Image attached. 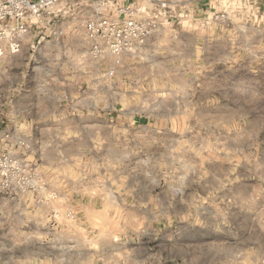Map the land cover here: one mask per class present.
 I'll return each mask as SVG.
<instances>
[{
    "label": "rangeland",
    "instance_id": "rangeland-1",
    "mask_svg": "<svg viewBox=\"0 0 264 264\" xmlns=\"http://www.w3.org/2000/svg\"><path fill=\"white\" fill-rule=\"evenodd\" d=\"M153 90L142 94L150 100L130 104L150 120H165L145 133L174 135L170 150L123 140L127 130L113 126L111 157L105 141H91L88 151L84 125V156L66 155L71 136L52 131L27 143L26 161L0 150L15 163L0 176V264H264L263 120L223 127L215 109L207 110L213 120H183L185 110L169 104L166 88ZM124 102L97 120H127L136 109ZM137 178L145 203L133 196ZM152 179L159 180L154 190Z\"/></svg>",
    "mask_w": 264,
    "mask_h": 264
},
{
    "label": "crops",
    "instance_id": "crops-1",
    "mask_svg": "<svg viewBox=\"0 0 264 264\" xmlns=\"http://www.w3.org/2000/svg\"><path fill=\"white\" fill-rule=\"evenodd\" d=\"M223 1L203 0L201 13L210 18L226 12L224 17L208 20L206 25L202 19L177 25L169 29L167 38L156 34L140 54H123L118 63L112 56L104 61L91 59L87 41L74 29L75 22L32 28L20 51L0 60V150L26 161L27 143L37 133L52 131L71 136L66 155L84 156L86 149L80 148V141H86L90 151L91 141L98 140L105 141L104 151L111 157L113 126L127 130L128 134H121L123 140L170 150L175 147L170 144L174 135L145 133L165 120H150L151 114L143 115L137 109L140 106L130 104L143 100L144 93H153L154 85L164 86L169 104L173 100L185 110L183 120H213L207 110L215 109L214 120L223 127L235 120H263L264 124V0H226L233 10L223 6ZM54 28L63 34L53 35ZM117 101L135 108L133 115L127 120H97V113L116 108ZM191 109L198 110L199 116L186 111ZM232 139L239 140L238 136ZM138 171L146 172L144 168ZM253 175L248 172V181L255 180ZM134 181L135 201L145 203L144 184L138 178ZM151 182L154 190L159 180ZM170 193L174 190L169 186L167 198Z\"/></svg>",
    "mask_w": 264,
    "mask_h": 264
},
{
    "label": "built area",
    "instance_id": "built-area-1",
    "mask_svg": "<svg viewBox=\"0 0 264 264\" xmlns=\"http://www.w3.org/2000/svg\"><path fill=\"white\" fill-rule=\"evenodd\" d=\"M202 1L0 0V60L18 53L35 26L71 21L87 41L91 59L104 61L112 56L118 63L123 54H140L148 41L163 30L200 19L206 25L208 20L227 15L216 12L210 18L205 13L203 16ZM223 6L233 10L232 3ZM52 34L60 36L63 32L54 28ZM112 72L111 69L109 73ZM14 164L10 154L1 152L0 176L7 177Z\"/></svg>",
    "mask_w": 264,
    "mask_h": 264
},
{
    "label": "bare ground",
    "instance_id": "bare-ground-1",
    "mask_svg": "<svg viewBox=\"0 0 264 264\" xmlns=\"http://www.w3.org/2000/svg\"><path fill=\"white\" fill-rule=\"evenodd\" d=\"M72 243H73V241H72ZM94 244V243H93ZM79 245V244H78Z\"/></svg>",
    "mask_w": 264,
    "mask_h": 264
}]
</instances>
